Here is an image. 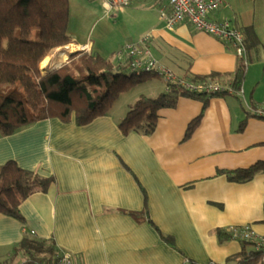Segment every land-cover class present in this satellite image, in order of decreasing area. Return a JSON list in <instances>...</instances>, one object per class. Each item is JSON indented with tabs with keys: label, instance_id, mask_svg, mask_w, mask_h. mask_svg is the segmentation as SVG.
Segmentation results:
<instances>
[{
	"label": "crops",
	"instance_id": "crops-1",
	"mask_svg": "<svg viewBox=\"0 0 264 264\" xmlns=\"http://www.w3.org/2000/svg\"><path fill=\"white\" fill-rule=\"evenodd\" d=\"M134 1L150 18L129 44L147 38L157 63L176 77L218 73L220 82L231 79L239 58L230 43L186 21L165 28L159 12L167 0H129L127 7ZM211 18L227 19L243 33L248 63L242 95L213 97L203 111L201 101L180 97L159 112L150 134L123 135L118 128L135 98L84 126L50 118L0 137V166L13 161L53 179L45 192L34 190L20 203L22 220L0 215V264H21L22 255L13 252L24 237L52 241L72 264H226L243 241H220L216 230L249 226L264 238V172L244 182L226 173L264 162V0H224ZM69 38L67 49L86 47L94 55L90 43ZM116 55L110 56L119 63ZM145 85V97L166 90L159 76ZM253 245L247 250L255 251Z\"/></svg>",
	"mask_w": 264,
	"mask_h": 264
},
{
	"label": "trees",
	"instance_id": "trees-1",
	"mask_svg": "<svg viewBox=\"0 0 264 264\" xmlns=\"http://www.w3.org/2000/svg\"><path fill=\"white\" fill-rule=\"evenodd\" d=\"M68 23L69 0H0V137L11 136L50 118L63 122L72 120L78 126L87 125L96 118L107 116L121 94L146 79L159 76L156 73L135 75L130 72L127 60L114 63L86 53L70 54L68 62L60 69L43 74L40 66L48 53L71 43ZM245 68L244 60L239 58L227 83L219 81L224 76L218 73L185 76L184 79L194 84L217 82L238 92ZM227 93H191L184 87L171 85L169 91L155 97H139L129 107L118 128L123 135L134 131L150 134L159 112L174 108L180 97L201 101L203 111L211 98ZM201 118L202 112L188 124L185 139L191 136ZM245 126L246 120L240 123L238 132ZM260 172H264V162L226 173L230 181L244 182ZM52 181V178L21 169L13 161L0 166V215L22 220L20 203L34 190L45 192ZM215 233L220 241L233 238L225 230ZM162 238L173 245L169 237ZM250 245L255 247L256 243L243 241L240 253L227 259L226 264H261L263 251H248ZM13 254L23 256L21 264H55L60 256L52 241L28 237L21 240ZM9 262L12 259L2 264Z\"/></svg>",
	"mask_w": 264,
	"mask_h": 264
},
{
	"label": "built area",
	"instance_id": "built-area-1",
	"mask_svg": "<svg viewBox=\"0 0 264 264\" xmlns=\"http://www.w3.org/2000/svg\"><path fill=\"white\" fill-rule=\"evenodd\" d=\"M106 13L121 11L129 4V0H101ZM168 7L162 8L159 12V21L165 28L171 30L177 24L188 22L196 31L210 35L220 41L228 42L232 46L236 56L245 60V46L243 33L236 28L229 20L219 21L211 18V15L222 7L224 0H167ZM86 47H81L80 51H85ZM126 57L129 62V70L135 75L142 73H156L163 78L166 85V92L171 85L181 86L191 93H219L227 91L242 95V92H234L231 88L222 87L217 82L211 83H191L184 78L176 77L172 72L161 67L155 60L150 48L148 39L144 38L135 44H127L122 50L117 52V62H121V57ZM261 114V113H259ZM229 232L234 239L241 241H254L256 250H262L261 264H264V238L257 237L249 226L241 228H231ZM55 264H72L68 254L60 255Z\"/></svg>",
	"mask_w": 264,
	"mask_h": 264
},
{
	"label": "rangeland",
	"instance_id": "rangeland-1",
	"mask_svg": "<svg viewBox=\"0 0 264 264\" xmlns=\"http://www.w3.org/2000/svg\"><path fill=\"white\" fill-rule=\"evenodd\" d=\"M149 18L150 15L147 13L145 7L140 6L135 1L122 12L106 13L101 0H69L68 35L72 38L74 37L80 44L90 43L94 55L100 57L103 55L105 58L112 60L111 54H116L125 45L135 42L133 41L134 39H138V35L144 30L142 24ZM69 47L67 45L56 48L49 52L46 58H52L54 54L60 55L68 51H71L70 54L85 53L86 51L81 52L79 49L73 51V49L69 50L71 48ZM56 52L58 53L56 54ZM96 52H99L101 55ZM246 61L248 63V60ZM67 62L68 56L58 66L49 64L43 71V74L56 71ZM150 79H146V81ZM156 83L158 82L156 81ZM144 84L145 81L121 94L113 104V111H116L121 105L126 104V102L143 96V93H145L144 89L147 88Z\"/></svg>",
	"mask_w": 264,
	"mask_h": 264
},
{
	"label": "bare ground",
	"instance_id": "bare-ground-1",
	"mask_svg": "<svg viewBox=\"0 0 264 264\" xmlns=\"http://www.w3.org/2000/svg\"><path fill=\"white\" fill-rule=\"evenodd\" d=\"M56 56H53L52 58H45L44 61L41 63V69L45 70V68H47L49 64L57 66L60 63H62L66 57V55L64 53L60 54V55H56Z\"/></svg>",
	"mask_w": 264,
	"mask_h": 264
},
{
	"label": "water",
	"instance_id": "water-1",
	"mask_svg": "<svg viewBox=\"0 0 264 264\" xmlns=\"http://www.w3.org/2000/svg\"><path fill=\"white\" fill-rule=\"evenodd\" d=\"M41 71H42V73H43L44 70H41ZM45 73H46V72H45Z\"/></svg>",
	"mask_w": 264,
	"mask_h": 264
}]
</instances>
